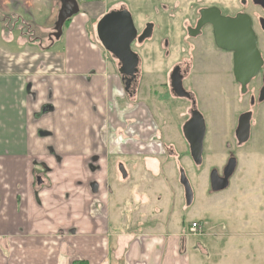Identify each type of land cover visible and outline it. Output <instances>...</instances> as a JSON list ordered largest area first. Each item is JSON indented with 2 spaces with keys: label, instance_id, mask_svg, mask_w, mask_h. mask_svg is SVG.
<instances>
[{
  "label": "crops",
  "instance_id": "crops-1",
  "mask_svg": "<svg viewBox=\"0 0 264 264\" xmlns=\"http://www.w3.org/2000/svg\"><path fill=\"white\" fill-rule=\"evenodd\" d=\"M77 3L79 13L67 21L76 29L54 50L58 40L41 48L42 38L15 37L6 25H36L41 14L54 25L60 0H0V264H208L197 250L215 255L210 264H264V229L254 224L251 231L254 189L244 188L249 219L240 230L203 231L197 250L190 239L198 237L167 219L176 215L170 193L163 199L160 184L140 182L157 173L155 155L126 152V178L115 181L124 191L112 190L109 181L118 179L104 136L110 76L86 28L99 14ZM221 197L216 214L210 203L201 213L220 221L231 205ZM180 198L178 205L189 207L182 187Z\"/></svg>",
  "mask_w": 264,
  "mask_h": 264
},
{
  "label": "rangeland",
  "instance_id": "rangeland-1",
  "mask_svg": "<svg viewBox=\"0 0 264 264\" xmlns=\"http://www.w3.org/2000/svg\"><path fill=\"white\" fill-rule=\"evenodd\" d=\"M80 4L89 3L88 7L82 5V10H94L99 15H94L96 18L92 20V25H86L88 36L94 47L97 49L99 55L102 57L107 73L110 76V87L108 93L107 107H106V121H105V142L107 151V160L110 165V170L112 175L115 174L118 180L111 179L109 185L113 191V188L120 186L124 191V186L119 183L122 180L118 172V165L124 164V155L126 152H141L145 155H155L157 166L156 174H145L141 178L140 182H143L146 186L160 184L161 197L163 199L167 198L170 193L174 202L177 206L175 209L176 215H169L168 221L170 225L174 223V220L179 224V227L184 225L188 227L191 218H195L197 222H201L202 229L205 233H218L227 235L230 233H235V229H239L243 226L244 222L249 219L248 208L249 206L241 207V203L244 199H248V194L245 191L246 188L254 189L251 194L252 202L249 208L251 212L252 229L254 231V226H257L258 231H263L264 229V103L259 107L253 108V126L251 129L250 140L243 144L241 147L237 148L234 140V129L238 113L247 108L245 101L239 103L237 99L236 86L233 83V78L231 75V61L229 55H223V67L224 72L218 78H215L214 74H208L205 77L199 79L194 87L196 96L198 98V108L205 118V137L203 141V153H202V163L199 166L193 164L190 155L188 145L185 142L182 135V126L187 121V114L189 113L188 105L177 104L175 106H170L166 108L159 104L152 107V112L156 117V125L151 126L153 129L149 130L148 124L138 123V117L143 115L142 105L138 104L141 99L134 103L133 101L121 96L120 82L118 78V63L111 60L105 54L103 48L98 42L95 36V26L98 20L105 14L109 8H118L124 5V2L128 1L129 8L132 13L136 15L137 8L140 6V1L144 0H77ZM164 1V0H163ZM170 2L171 0H166ZM227 1V0H226ZM243 1V0H242ZM250 4V0H244ZM104 5L103 10L99 11V3ZM96 3V4H95ZM174 13L170 16H175V20L179 21L180 16H183V12L186 9V2L181 1ZM87 6V5H86ZM151 3L148 2L144 5V12H151ZM85 7V8H84ZM98 7V8H97ZM251 10H248V13ZM252 12V11H251ZM258 11L254 9L253 16H257ZM264 17V12L260 13ZM56 21V18H54ZM33 20V19H31ZM138 20V19H137ZM137 20L136 23H137ZM145 17L140 20L146 21ZM160 20H165L164 22H170L166 19L160 18ZM46 17H39V21L27 23V25H6L10 28L12 34L17 37L16 33L23 31L26 36L31 35L38 38H42L41 48L48 47L50 42L46 37L49 32L53 31V25H46L49 22ZM69 22L65 23L62 28V36L53 46L54 50H61L66 44V35L68 30L71 34L73 28L76 29V25H68ZM30 24V25H28ZM39 24V25H37ZM49 29L45 31L44 29ZM8 30V29H7ZM260 33H258V37ZM151 47V45L149 46ZM155 47V45H154ZM10 48L17 49L18 46L13 43ZM152 48V47H151ZM15 49V50H16ZM260 49L264 55V37L260 38ZM149 49L144 48L141 52L142 61L140 65V70L142 72L140 87L145 88L146 86H160L166 81L167 75L170 72V68L174 62L171 60H165L162 58L163 51L157 52L155 49V57L149 56ZM162 53V55H161ZM195 60V58H194ZM214 61L209 58L206 60L205 68L213 67ZM204 72V71H203ZM223 87L218 90L216 87ZM214 84V85H213ZM142 92V91H141ZM144 92V91H143ZM140 107V108H139ZM138 108V109H137ZM158 116V117H157ZM155 133L157 141L155 143L150 141ZM152 137L153 139L155 138ZM230 157H235L237 160V168L233 176L229 180V186L226 190L228 192H218L212 193L209 186V173L212 170L221 171V167L226 163L227 159ZM137 161L132 160V162ZM140 162V161H139ZM128 166V165H127ZM183 170L193 192V201L189 207H185L181 203L180 198V185H179V171ZM116 179V178H115ZM133 179V178H132ZM117 181V182H115ZM123 186V187H122ZM176 188L173 190V188ZM131 188V187H130ZM163 188L169 189L168 191L163 190ZM167 192V193H166ZM238 194H241L238 198ZM225 198L223 200L230 201L231 205L224 210L219 220L211 219V215L206 216L201 213L208 203L213 206L216 214V207L220 206L222 199L221 196ZM116 201H124V198L115 197ZM242 200V201H241ZM255 200V201H254ZM112 203H114L111 200ZM132 204V201H128ZM249 202V201H247ZM256 205V210L252 205ZM127 206V205H126ZM125 206V209L127 208ZM184 206V207H183ZM118 208L121 210L123 218L124 216V204L119 205ZM255 214V215H254ZM254 215V216H253ZM181 221H180V219ZM180 221V223H179ZM255 224V225H254ZM140 224L129 225V228L136 229ZM254 225V226H253ZM122 230H124V222L120 223ZM186 227V228H187ZM111 228H114L111 225ZM117 229V228H116ZM240 230V229H239ZM204 233L202 232V235ZM201 235V236H202ZM199 236L198 238H191L190 240L195 244L196 250L199 248V244H203L204 240ZM216 243L219 238L213 239ZM204 263L210 264L211 260L215 259V255L211 252L206 254L201 253L197 250L196 254ZM259 256V255H258ZM210 262V263H209Z\"/></svg>",
  "mask_w": 264,
  "mask_h": 264
},
{
  "label": "flooded vegetation",
  "instance_id": "flooded-vegetation-1",
  "mask_svg": "<svg viewBox=\"0 0 264 264\" xmlns=\"http://www.w3.org/2000/svg\"><path fill=\"white\" fill-rule=\"evenodd\" d=\"M181 1L183 0H171L170 2L166 0L140 1V6L137 8L138 11H136V15L132 13V10L129 8L128 1H126L124 2V5H121L118 8H109L105 12V14H107L112 11H128L131 15L133 26L136 31L135 38L130 45V49L138 57V71L135 74V77L130 80L129 77L121 76L118 73L117 69L120 82V94L121 96H123V99L125 97L133 101L134 103L138 101L137 99H141L144 96L143 101H139L136 104H140L142 105V107H144L142 109L143 115L138 117V120L136 121L140 124L145 123L148 124V126L156 125V117L152 112V107H155L154 105L157 104L161 106L163 105L166 108L175 106L177 104L188 105L189 113L187 114L186 120L188 121L191 117L192 112L196 110L200 113L205 123V118L198 108L199 101L196 96L194 87H196L199 79L202 80L203 77L208 75L205 73H209V71H211L210 74H214L215 78L223 75V55H229L231 61L230 71L233 78V83L236 86L237 99L239 100V103L243 102L244 100L247 105V108L245 110L238 113L235 129L233 132L235 143L237 145V148H239L243 145H239L235 138V130L237 128L239 118L244 114H250V134L248 138L249 141L251 137V129L253 126V108L264 103V101L259 102V93L263 85L262 78L264 74V55L262 50L260 49V38L264 37V31L261 27V25H264V17L260 13L264 12V3L261 2L259 5L255 4L257 2H260L261 0H250V4H248V2L244 0H184V2H186V9L183 12V16H180L178 21L175 20V16L171 17L170 15L174 13L177 8H182L179 7ZM148 2H150L152 5L150 13L148 11H143L144 5ZM211 9L214 10V12H217L222 17L234 18L237 14H246L251 19L252 30L257 39V48L263 60V66L260 69L259 73L246 85L244 93H242V87L240 86V84H238L234 79L232 53L224 51L216 46L213 28L210 24H205L201 27H197L200 19V12ZM254 9L258 11V15L255 17L252 13ZM248 10H251L252 12L250 11L248 13ZM142 17H145V19L148 20L141 22L140 20L142 19ZM160 18L166 19L170 22H164L165 20H160ZM135 20H137V23ZM53 32L54 30L49 32V34L47 35V38L50 42L51 40L49 36H51ZM147 33H149V37L145 38L142 41H139V38ZM258 33H260L259 37ZM150 45L152 48L149 47ZM144 48L149 49V56L154 57L156 56L155 49L159 53L162 50V58L174 62L170 68L169 74L167 75L166 81H164V83L160 86H146L145 88L139 86L142 80V72L140 70L142 61L141 52ZM104 52L108 58L117 62V60L114 59L109 52L105 50ZM207 58H209L211 61H214L215 64L213 67H207L208 70L204 69ZM127 79L130 80L127 83L128 85H126V82L128 81ZM173 84H175V86L180 84L181 88L178 87V90H174V88L172 87ZM217 86L218 85L216 82V87ZM222 88L223 87H217L218 90H221ZM151 126L148 127V129L153 131L154 128H152ZM154 136L155 133L152 137ZM152 137H150V141L155 143L157 141V138L156 136L154 139ZM227 161L221 167V171L218 172L219 176H222V172L227 164ZM119 165H122V167L124 168V164ZM119 175L121 177L120 173Z\"/></svg>",
  "mask_w": 264,
  "mask_h": 264
},
{
  "label": "water",
  "instance_id": "water-1",
  "mask_svg": "<svg viewBox=\"0 0 264 264\" xmlns=\"http://www.w3.org/2000/svg\"><path fill=\"white\" fill-rule=\"evenodd\" d=\"M264 0L255 4L259 5ZM264 8V6H263ZM79 13L76 0H60V8L54 23V32L50 40H59L62 36L63 25ZM264 21V20H263ZM210 24L213 28L216 46L224 51L232 53L233 75L235 81L245 92L246 85L253 79L263 66V60L257 48V39L252 30L251 19L246 14H237L234 18L222 17L214 10L200 12L197 27ZM264 31V25H261ZM135 29L131 15L126 10L112 11L103 15L96 24V36L101 47L109 52L118 63V73L132 80L137 73L138 57L130 49L135 38ZM149 37V33L142 35L139 41ZM128 80V79H127ZM128 80L127 83L130 81ZM262 88L259 93V102L264 101V74ZM174 90L181 88L180 84H173ZM182 135L188 145L189 155L194 165L202 163L203 141L205 137V123L198 111H193L191 117L182 126ZM250 134V114H244L239 118L235 130V138L238 144L248 141ZM236 169V158L230 157L223 169L222 176L218 171L212 170L209 174V186L212 193L224 191L229 186V179ZM122 179L126 178V172L122 165L118 167ZM40 183V179L37 180ZM179 184L184 193L186 206H190L193 200V192L190 183L183 170L179 171Z\"/></svg>",
  "mask_w": 264,
  "mask_h": 264
},
{
  "label": "built area",
  "instance_id": "built-area-1",
  "mask_svg": "<svg viewBox=\"0 0 264 264\" xmlns=\"http://www.w3.org/2000/svg\"><path fill=\"white\" fill-rule=\"evenodd\" d=\"M203 229L202 225L199 222H190L187 227V235L192 237H199L202 235Z\"/></svg>",
  "mask_w": 264,
  "mask_h": 264
},
{
  "label": "trees",
  "instance_id": "trees-1",
  "mask_svg": "<svg viewBox=\"0 0 264 264\" xmlns=\"http://www.w3.org/2000/svg\"><path fill=\"white\" fill-rule=\"evenodd\" d=\"M75 264V263H74ZM77 264H85V263H83V262H78Z\"/></svg>",
  "mask_w": 264,
  "mask_h": 264
}]
</instances>
